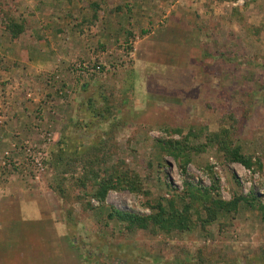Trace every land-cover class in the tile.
Returning a JSON list of instances; mask_svg holds the SVG:
<instances>
[{
    "label": "rangeland",
    "instance_id": "1",
    "mask_svg": "<svg viewBox=\"0 0 264 264\" xmlns=\"http://www.w3.org/2000/svg\"><path fill=\"white\" fill-rule=\"evenodd\" d=\"M7 16L26 29L10 46L0 26V186L6 170L34 179L51 215L52 264H264L258 203L242 200L204 227L205 211H193L196 225L183 231L129 230L108 216L182 207L186 176L205 186L214 176L224 199L256 193L264 204V165L206 145L229 129L264 160V0H0V24ZM19 41L31 55L22 74L9 56H20ZM184 137L205 145L190 153L187 174L162 143ZM98 147L95 169L134 170L142 191L113 187L100 200L99 182L83 186ZM61 150L65 160L52 157Z\"/></svg>",
    "mask_w": 264,
    "mask_h": 264
},
{
    "label": "trees",
    "instance_id": "2",
    "mask_svg": "<svg viewBox=\"0 0 264 264\" xmlns=\"http://www.w3.org/2000/svg\"><path fill=\"white\" fill-rule=\"evenodd\" d=\"M0 26L13 39L17 38L26 29L23 22L11 16H7L5 22L0 24ZM231 137L229 129H222L218 132L210 133L206 145L217 147L223 151L224 156L229 161H239L248 167H263V158H257L254 162L253 156L246 155L242 151V147L236 144L235 140ZM162 143L164 144L163 148L177 159L184 174L188 173V165L192 160L190 153L193 150H204L205 146L196 147L191 143L190 138L187 137H184V139L169 138L166 141H162ZM59 144L60 142L58 141L57 145ZM99 151H101V148L98 147L89 152L92 156L88 164L85 165L88 167V170L86 169L83 179H80L83 186H87L91 181L99 182L100 188L95 196L100 200H103L108 190L113 187L130 188L134 192L142 191L140 175L134 170L129 168L121 169L117 164L106 168L103 173L100 172L99 168L96 170L94 164L99 162ZM53 154L54 156L52 157H56L61 161L65 160L67 156L63 150L60 153L53 152L51 155ZM209 170L211 171V167H209ZM184 182L183 196H180L182 207L177 206V201L170 200L168 204L159 202L152 205L153 211L148 215L113 209L108 216L125 223L129 230L149 229L153 227L170 232L173 230L183 231L194 227L196 224L192 217L193 211L199 215H202L203 211H205V216H201V226L204 227L208 223H213L232 214L235 215L242 200H247L251 204L258 203L264 209V204L261 203L260 196L256 193L250 197L234 196L230 200L224 199L220 193L219 180L214 176L211 186L194 183L188 176L185 177ZM200 262L204 264V259L200 258Z\"/></svg>",
    "mask_w": 264,
    "mask_h": 264
},
{
    "label": "crops",
    "instance_id": "3",
    "mask_svg": "<svg viewBox=\"0 0 264 264\" xmlns=\"http://www.w3.org/2000/svg\"><path fill=\"white\" fill-rule=\"evenodd\" d=\"M11 40L14 39L6 37V42L14 46L18 38ZM19 44L20 56H9L13 58V69L21 67L15 72L22 74L31 64V55L23 53L20 41ZM14 124L17 125V120ZM7 130L11 129L6 128L3 132ZM8 140L3 137L1 141L7 143ZM6 171L7 180L0 186V264H52L56 257L47 252L46 242L54 231L48 222L51 215L42 208L44 198L29 184L30 178L23 174V168Z\"/></svg>",
    "mask_w": 264,
    "mask_h": 264
},
{
    "label": "built area",
    "instance_id": "4",
    "mask_svg": "<svg viewBox=\"0 0 264 264\" xmlns=\"http://www.w3.org/2000/svg\"><path fill=\"white\" fill-rule=\"evenodd\" d=\"M33 164H34L33 169H34L35 177L39 178L41 171L44 169L43 162L37 158L35 159V162L33 161Z\"/></svg>",
    "mask_w": 264,
    "mask_h": 264
}]
</instances>
